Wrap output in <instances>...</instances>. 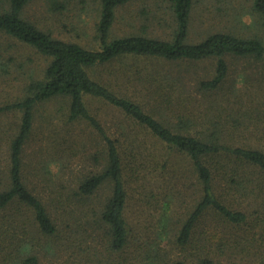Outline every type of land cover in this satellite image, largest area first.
<instances>
[{"label":"trees","instance_id":"trees-1","mask_svg":"<svg viewBox=\"0 0 264 264\" xmlns=\"http://www.w3.org/2000/svg\"><path fill=\"white\" fill-rule=\"evenodd\" d=\"M138 1L99 0L95 49L57 38L31 21L26 10L33 0H0V34L29 46L46 60L42 74L30 76L20 98L0 104V116L19 113L20 120L6 139L8 155L5 171L0 173V227L17 230V240L8 251L0 246V257L6 253L10 257L3 264H44L43 257L57 252L50 248L51 242H57L60 226L41 192L30 186L23 155L36 126L38 107L60 98L68 101L69 124L85 122L106 142V167L79 181L72 194L78 202H89L102 185L110 187L97 216L107 234L106 249L114 254L108 264H192L185 256L188 250L195 252L194 264H237L238 256H243L239 251L243 236L204 233L196 237L201 219L210 212L216 221L231 226L244 225L254 217L264 224V0H248L250 8L241 10L233 24L221 21L207 27L204 0H163L160 14L159 0L156 6L154 0H143L136 15L133 5ZM46 2L50 10L65 8L60 0ZM142 15L145 21L140 25ZM246 15L252 19L250 25L244 22ZM163 16L172 23L170 31L160 32ZM120 19L129 27L115 37L113 30ZM7 55L0 48V77L11 74L14 58ZM123 58L155 60L152 63L157 65L149 73L138 70L135 75L106 68ZM237 60L246 61L241 85L235 78L240 72ZM207 62H213L212 75L201 77L196 66ZM253 68L255 74L249 71ZM88 100L119 110L128 125L162 145L163 168L175 156L188 161L198 197L186 208L188 217L182 225L180 221L169 226L177 248L174 255L164 253L167 248L159 243L153 247L133 237L126 172L129 169L139 176L144 141H125L122 153L120 140L105 130ZM198 104L205 108L197 110ZM59 203L64 205L62 200ZM71 226L69 222L66 227ZM245 257L242 264H264V248ZM72 260L67 257V264H73Z\"/></svg>","mask_w":264,"mask_h":264},{"label":"rangeland","instance_id":"rangeland-1","mask_svg":"<svg viewBox=\"0 0 264 264\" xmlns=\"http://www.w3.org/2000/svg\"><path fill=\"white\" fill-rule=\"evenodd\" d=\"M150 1L152 2V0ZM204 1L203 11L207 14L205 27L212 23L220 24L221 21L233 24L238 13H241V10L246 12L251 6L248 0ZM60 2L65 6L63 11L50 10L46 0H33L27 7L26 16L57 38L96 49L98 47L96 24L100 11L99 0H60ZM158 2L160 14L165 5H163V0ZM142 3L143 0H139L137 4L133 5V12L136 15L137 10H142L144 6ZM153 5H157L156 0L153 1ZM219 9L223 11H219ZM143 15L140 17L142 21H138L140 25V22L145 21ZM246 16L244 22L250 25L252 19L250 16ZM164 18L165 22H162L163 27L160 32L170 31L172 26L171 21ZM125 23H129V21H125ZM130 23L133 22L130 21ZM128 27L124 25L122 19L118 20L113 30V36L124 34ZM154 27L157 28V26ZM0 48L8 53L7 56L14 58L10 69L11 74L0 77V104H4L23 95L24 85L33 74L37 72L42 74L46 60L29 46L4 34H0ZM150 61L145 63L141 59L123 58L112 64L113 67L110 65L106 68L123 71L124 75H135L138 70L140 72L146 70L149 73L157 65V63H152L155 60ZM245 62L243 60L235 61L240 71L235 75L239 85L243 83L244 74L247 72L243 70ZM124 67L129 70L123 69ZM196 70L201 77H210L213 72V62L198 63ZM160 71L162 72V69ZM249 71L255 74L256 68ZM190 72L193 73V70ZM252 92H255V88L252 89ZM257 98L259 97L257 96ZM88 102L92 113L99 118L105 130L113 138L120 140L119 145L122 146V153L127 147L123 145L125 141L133 138L140 142L144 141V147L139 151V157L144 154L142 164L138 167L139 176L129 169L126 172L127 192L130 195L128 216L135 230L133 237L137 241H149L151 246L159 243L161 247L167 248V251L163 250L164 253L167 252L168 256L174 255L177 248L172 241L173 229L169 226L174 227L173 223L176 222L177 225V222L180 221V225H182L184 218L188 217L186 208L193 206L198 197L197 190L193 186L196 179L187 168L188 161L183 157L175 156V159L169 162L166 168H163L162 158L159 159L160 154L165 151L162 145L148 140L136 128L133 129V125H128L121 112L114 107L102 101L88 100ZM255 102L258 100L256 99ZM198 105H196L197 110L202 111L205 108ZM67 106L68 101L60 98L38 107L36 126L26 144L23 155L24 174L30 186L33 188L36 186V191L41 192L46 204L53 209L60 226V233L55 239L57 242H51L50 248L51 252L55 249L57 252L43 257V261L44 264H67L66 258L72 257L73 264H108L114 254L106 249L107 239L105 237L107 234L98 222L97 216L101 203L109 194L110 187L107 184L102 185L95 191L89 202H78L72 194L79 181L85 179L92 172L103 170L106 167V142L93 127L85 122L69 124L66 118ZM261 108L264 109L263 105ZM19 124V113L0 116V136L3 141V143L0 142V173L5 171L4 166L8 155L6 139L8 136L10 139ZM143 157L140 158V161ZM60 200L64 205L59 203ZM253 203L257 208L261 207L257 205L259 204L257 200H253ZM261 215L264 218V212ZM178 216L179 219H175ZM216 219L215 214L207 213L201 219V224L195 229L196 237L202 238L204 233L205 236L210 237L217 234L223 238L225 233L242 235L244 239L239 251L243 256H238L237 264L246 261V254L258 253L264 248V224L258 222L257 217L240 226L220 223ZM69 222L72 226L66 227ZM13 226L15 225L13 224ZM0 230L7 232L0 233V246L4 247L6 252L9 250L11 242L17 240V230L11 229L7 225H2ZM247 234L248 236H246ZM246 237L248 238L245 241ZM42 241L45 242V239ZM192 254L195 252L188 250L185 256L194 264ZM4 255L5 258L8 257L7 253ZM125 255L131 258V254L129 255L128 252ZM5 258L0 257V264L10 259V257ZM120 264L126 263L120 262ZM227 264L231 263L228 261Z\"/></svg>","mask_w":264,"mask_h":264}]
</instances>
